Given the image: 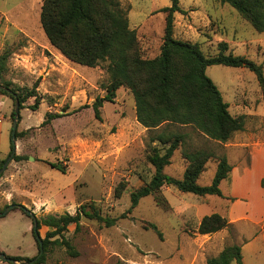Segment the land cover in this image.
<instances>
[{"label":"rangeland","instance_id":"rangeland-1","mask_svg":"<svg viewBox=\"0 0 264 264\" xmlns=\"http://www.w3.org/2000/svg\"><path fill=\"white\" fill-rule=\"evenodd\" d=\"M43 1L0 0V56L8 53L0 81L29 89L37 82L40 96L37 110L30 109L34 98H29L19 111L17 133L24 135L16 137L15 153L0 174V213L19 204L36 218L74 215L80 206L93 203L101 216L117 219L114 226L105 227L81 215L79 227L70 224L61 236L50 239L63 238L77 256H70L64 245H51L43 264H207L231 245L241 248L242 264H264V93L254 74L240 67H206L205 74L228 104L229 113L244 119L243 130L227 142L209 140L189 126L172 128L187 138L164 173L182 179L187 165L184 152L205 150L225 156L232 170L219 184L221 196L199 197L165 186L160 193L168 209L147 196L129 211L130 193L153 175L147 142L161 127L150 131L136 121L133 96L124 87L116 91L112 103H103L100 118L94 117L92 103L106 94L109 74L103 66L74 64L50 47L39 22ZM120 4L127 11L128 26L136 33L143 57L157 56L165 24L161 9L169 7L170 0H120ZM178 5L186 14L173 16L175 39L197 44L205 57L216 56L218 43L225 42L226 55L262 65L264 76V33L255 32L219 0H178ZM13 109L11 99L0 94V162L10 152ZM47 113L61 117L42 125ZM51 164L64 166L65 173ZM215 170L212 158L198 185H211ZM236 177L242 178L239 186L249 198L240 196L244 194L241 189L232 195ZM120 182L125 190L115 198L114 189ZM248 207L230 223V210ZM211 214L226 218L228 225L216 233L199 235L201 219ZM149 224L156 226L161 238ZM32 230V219L19 209L0 216V252L36 257L39 250ZM51 230L41 227L40 238Z\"/></svg>","mask_w":264,"mask_h":264},{"label":"trees","instance_id":"trees-1","mask_svg":"<svg viewBox=\"0 0 264 264\" xmlns=\"http://www.w3.org/2000/svg\"><path fill=\"white\" fill-rule=\"evenodd\" d=\"M169 7L161 9L165 14L162 44L159 54L154 58L143 57L134 30L128 26L127 11L120 0H44L39 14L40 26L51 48L55 49L68 61L85 67L103 66L109 74V81L104 89L106 94L97 97L92 103L96 119L100 118L99 109L104 102L112 103L116 91L124 87L134 99L136 121L150 131L161 130L150 136L147 142V161L153 167L149 182L130 193V209L141 199L153 196L157 206L168 209V202L160 193L163 187H173L181 193H191L199 197L208 195L221 196L219 184L227 179L232 167L225 156H215L211 152L199 150L184 152L187 165L182 179H175L164 173L170 165L173 153L183 146L187 138L185 133L172 131L174 127H191L209 140L225 143L230 137L244 128L243 117H234L228 111V104L214 83L206 76V67L222 65L240 67L252 72L264 93L262 65H258L243 56L226 55L225 42L218 43V54L205 57L197 44L179 41L174 38V14L185 15L186 11L178 5V0H170ZM220 4L232 7L257 33H264V0H219ZM8 53L0 56V80L6 68ZM11 93L0 90L14 102H19V111L29 98H34L31 110H37L40 96L37 94V82L29 88L12 86L11 82H1ZM14 117V109L11 112ZM59 114L45 115L42 125L59 118ZM24 135L20 132L15 137ZM12 145H10V155ZM216 160V170L209 186L198 185L200 175L210 159ZM16 160L22 159L15 156ZM5 160L0 162V168ZM51 167L65 173V167L51 164ZM125 190L120 182L114 189L115 198ZM22 212V211H21ZM25 214L24 212H22ZM26 215V214H25ZM81 215L95 220L105 227L115 225L117 219L103 217L94 204L82 205L74 215L45 216L36 218L33 223V235L39 250L42 243V255L33 264H43L45 254L51 245H64L67 253L76 257L77 252L61 236L70 224L79 227ZM27 216V215H26ZM125 216V215H124ZM122 215V217H124ZM29 217V216H28ZM228 225L226 218L211 214L204 216L197 228L199 235L216 233ZM52 230L40 238L41 227ZM159 238L161 233L156 226L149 224ZM18 263H28L33 258L7 256ZM242 264L241 248L238 245L225 247L216 257L207 260V264Z\"/></svg>","mask_w":264,"mask_h":264},{"label":"water","instance_id":"water-1","mask_svg":"<svg viewBox=\"0 0 264 264\" xmlns=\"http://www.w3.org/2000/svg\"><path fill=\"white\" fill-rule=\"evenodd\" d=\"M0 90L11 93V91L8 88L4 87L1 84H0ZM18 123H19V102H18V100L15 99V102H14V119H13L12 128H11V135H10L12 150H11L10 155L7 157V159L4 161L2 167L0 168V174L5 170L7 164L9 163V161L11 160L12 156L15 153V140H16L15 134L17 132ZM13 209H19L22 212H24L27 216H29L32 219L33 223L35 224L36 218H35L34 214L32 212H30L29 210H27L24 206L19 205V204H11V205L7 206L0 213V216H4L7 212H9L10 210H13ZM42 253H43L42 243L39 242V253H38V255L36 257H34L30 262L23 263V264H33L42 255ZM0 261L7 262L10 264H17V262L8 258L7 256H5L1 252H0Z\"/></svg>","mask_w":264,"mask_h":264},{"label":"crops","instance_id":"crops-1","mask_svg":"<svg viewBox=\"0 0 264 264\" xmlns=\"http://www.w3.org/2000/svg\"><path fill=\"white\" fill-rule=\"evenodd\" d=\"M53 50H55V49H53ZM241 181H242V178L239 179V177H236V178H234L232 180V189H231L232 192L231 193H232V195L236 196L238 194V192H239V189H241L242 193H244V194H242L240 196H248L247 198H249L250 196H249L247 190L246 189H242L239 186V182H241ZM245 181H246V179L243 180L241 186L245 183ZM248 209H249V207L248 208H241V209H238V210H233V209L230 210L229 216H228V218L230 220V223H233L236 220H238L240 217H242V215L245 214L246 210H248ZM28 258H31V257H28Z\"/></svg>","mask_w":264,"mask_h":264}]
</instances>
